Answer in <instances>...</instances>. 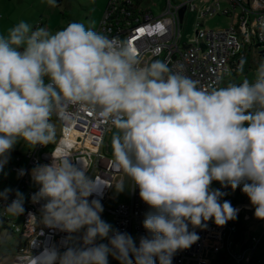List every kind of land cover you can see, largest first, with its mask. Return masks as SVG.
Returning a JSON list of instances; mask_svg holds the SVG:
<instances>
[{
  "label": "clouds",
  "instance_id": "clouds-1",
  "mask_svg": "<svg viewBox=\"0 0 264 264\" xmlns=\"http://www.w3.org/2000/svg\"><path fill=\"white\" fill-rule=\"evenodd\" d=\"M69 105L92 110L112 133L114 163L150 208L142 222L148 235L137 246L103 220L105 189L122 193L124 182L100 181L64 151L31 169L38 187L31 202L40 208L39 218L28 216L67 233L65 250L45 245L28 264H108L110 255L119 264H172L200 239L195 229L238 218L214 181L240 188L255 218L264 220V61L253 81L208 90L182 65L175 71L160 60L142 65L126 41L81 22L53 33L21 20L0 34V172L19 141L30 148L55 143L53 117L67 122ZM25 174L18 170V177ZM13 191L3 210L18 217L25 212L22 192L5 188L0 200Z\"/></svg>",
  "mask_w": 264,
  "mask_h": 264
},
{
  "label": "built area",
  "instance_id": "built-area-1",
  "mask_svg": "<svg viewBox=\"0 0 264 264\" xmlns=\"http://www.w3.org/2000/svg\"><path fill=\"white\" fill-rule=\"evenodd\" d=\"M209 1L212 0H207V4L199 8L197 0L175 6L169 0L168 9L156 16L152 11L142 10L139 0H108L97 32L126 41L136 49L142 65L160 60L173 71L177 65H182L183 74L196 81L198 87L208 90L221 88L228 78L243 74L244 63L242 70L240 66L248 57V48L256 45L264 54V0H213L214 6L209 5ZM223 2L227 4L224 9ZM183 9L185 15L182 19ZM188 12H197L198 20L221 12L230 17L233 23L225 29L205 30L200 28L202 25L198 22L195 36L185 43L183 30ZM57 122L61 127V136L55 146L37 145L26 155L15 156L7 163L13 172L18 174L19 169H24L26 173L13 189L24 194L26 207L25 214L18 216L24 219L23 225L13 224V232L21 240L14 264H28L27 258L39 254L48 244L56 245L61 252L65 250L60 242L67 233L49 229L28 216L32 212L39 218L40 204L31 202V195L38 187L32 183L30 175L37 163H50L52 156L67 151L74 159L81 160L89 173L100 181L116 185L118 178L124 175L122 169L114 163V157L108 154L107 139L111 133L107 132L105 124L92 110L69 105L67 122ZM133 187L132 182L129 201L116 197L113 189H105L101 202L103 213L113 218V227L129 233L138 246L140 237L148 235L142 222L150 208L140 199L139 189ZM212 188L226 193L222 201L228 200L239 209L238 218L223 227L216 226L210 220L206 230L195 229L200 239L191 248L177 252L172 264H211L206 256L222 251H225V264H245V261L253 264L264 237L255 236L249 228L262 220L255 218L254 208L240 188L233 191L216 181L212 183ZM14 198L13 191L7 202L0 200V215L6 218L11 216L3 207ZM92 198L89 197L90 200ZM156 264H159L158 260Z\"/></svg>",
  "mask_w": 264,
  "mask_h": 264
},
{
  "label": "rangeland",
  "instance_id": "rangeland-1",
  "mask_svg": "<svg viewBox=\"0 0 264 264\" xmlns=\"http://www.w3.org/2000/svg\"><path fill=\"white\" fill-rule=\"evenodd\" d=\"M139 1L141 2L142 10L152 11L156 16L161 15L169 7V0ZM188 1L189 0H172V4L175 6L184 4ZM196 4L199 8H202L207 4V0H197ZM208 4L214 6V1H209ZM107 6L108 0H57V6L54 8L48 6L46 0H0V34H6L8 28L14 26L21 20L31 24L33 28L45 27L53 33L62 30L71 22H81L84 23L85 27H91L94 31H98ZM226 7L227 4L223 2L222 9ZM198 22L202 25L200 28L205 30L225 29L233 23L230 17L224 16L221 12L219 15L207 17L206 19L201 18L199 20L197 12H188L183 30L185 43H188L195 36ZM237 23L238 20H236V24ZM247 53L248 59L245 64L246 66L251 64L253 66L252 71L243 73L239 77L232 76L228 78L223 83V87L229 85L234 80L233 83L239 84L245 79H248L249 81L255 79V73L261 60L262 50L255 45L252 50L248 48ZM54 122L56 121L54 120ZM56 124L57 138L56 142L53 143V146L57 144L61 136L60 124L58 122H56ZM14 149L20 151L23 155H26L30 147L26 146L23 141H19L14 146ZM11 173L12 171L8 166L7 169L4 167L3 172H0V186L2 185L0 192L5 188H10L9 185H11L12 179L8 180L7 178L13 177V174L10 176ZM15 174L18 175L17 173ZM121 181L124 182L126 190L122 193L114 192V195L118 198H122L124 201H129L128 195L131 192L132 181L125 174L118 178L116 184ZM15 185L16 184H13L11 188L13 189ZM101 218L113 225V218L110 215H107L106 212L102 213ZM13 219L12 216H9L7 218L8 222L6 223V226L0 227V255H7L4 259L0 260V264H14L15 256L17 255L16 252L18 251L17 248H19L21 244L20 236L13 232V224L17 223L19 226H22L24 219L18 217L15 218V222ZM249 231L255 236L264 237V220H262L261 223L256 222V224H252ZM98 242L107 243L106 240ZM206 257L211 260V264H225L226 262L225 251H222L219 254L212 252ZM108 264H119V262L110 255L108 257ZM245 264H249V262L245 261ZM253 264H264V238L261 247L255 255Z\"/></svg>",
  "mask_w": 264,
  "mask_h": 264
},
{
  "label": "trees",
  "instance_id": "trees-1",
  "mask_svg": "<svg viewBox=\"0 0 264 264\" xmlns=\"http://www.w3.org/2000/svg\"><path fill=\"white\" fill-rule=\"evenodd\" d=\"M141 5V2L139 1V6ZM253 48H251L250 50H252ZM247 59H248V57L244 60V69H243V73H246V72H249V71H252V68H253V66L251 65V64H249V65H247L246 66V61H247ZM262 61H264V55L261 53V60H260V62L259 63H261ZM259 65V64H258ZM53 120H55L56 122H57V118L56 117H53ZM15 156H21V154H14ZM24 208H25V212H26V207L24 206ZM25 212L22 214V215H24L25 214ZM21 216V215H20ZM15 220V218L13 219V221ZM8 221H7V218L6 217H4L3 215H0V227H4V226H6V223H7ZM18 250H19V248H17ZM18 253V251L16 252V254ZM1 256V255H0ZM5 256H7L6 254H3L1 257L3 258V257H5ZM254 263V262H253Z\"/></svg>",
  "mask_w": 264,
  "mask_h": 264
},
{
  "label": "crops",
  "instance_id": "crops-1",
  "mask_svg": "<svg viewBox=\"0 0 264 264\" xmlns=\"http://www.w3.org/2000/svg\"><path fill=\"white\" fill-rule=\"evenodd\" d=\"M31 149V148H30ZM29 149V150H30ZM14 154H22V153H20V151H18V150H16V149H13L12 151H11V154H10V159H9V161L11 160V159H13V157H15V155ZM5 167H6V169H7V164L5 165ZM9 169H10V167H8ZM11 170V169H10ZM12 171V170H11ZM12 174H13V177L12 178H7L8 180H10V179H12V183H11V185H9V187L11 188V186L13 185V184H16L17 182H18V180H19V177H18V175H16L13 171H12V173H11V175L10 176H12ZM6 181V180H5ZM6 183V182H5ZM1 188H2V185L0 186V190H1ZM14 189V188H13ZM2 259H4V257L2 258L1 256H0V260H2Z\"/></svg>",
  "mask_w": 264,
  "mask_h": 264
},
{
  "label": "water",
  "instance_id": "water-1",
  "mask_svg": "<svg viewBox=\"0 0 264 264\" xmlns=\"http://www.w3.org/2000/svg\"><path fill=\"white\" fill-rule=\"evenodd\" d=\"M184 15H185V9H183L182 10V12H181V17H182V19L184 18ZM262 54H263V52H262ZM264 55V54H263ZM117 130L116 129H114L113 130V132H116ZM111 135H112V133L109 135V137H108V139H107V144H108V148H107V150H108V154L110 155V156H113V154H112V148H111ZM226 263V262H225Z\"/></svg>",
  "mask_w": 264,
  "mask_h": 264
}]
</instances>
